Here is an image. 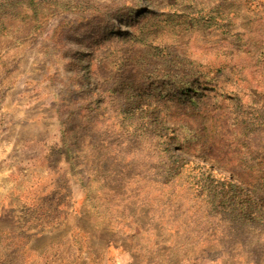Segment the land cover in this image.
Segmentation results:
<instances>
[{
	"label": "rangeland",
	"instance_id": "1",
	"mask_svg": "<svg viewBox=\"0 0 264 264\" xmlns=\"http://www.w3.org/2000/svg\"><path fill=\"white\" fill-rule=\"evenodd\" d=\"M0 264H264V0H0Z\"/></svg>",
	"mask_w": 264,
	"mask_h": 264
},
{
	"label": "crops",
	"instance_id": "2",
	"mask_svg": "<svg viewBox=\"0 0 264 264\" xmlns=\"http://www.w3.org/2000/svg\"><path fill=\"white\" fill-rule=\"evenodd\" d=\"M6 91H3V94L6 92L7 95H6L5 100H9L10 99V88L8 90L6 89ZM3 94H2V99H4V95Z\"/></svg>",
	"mask_w": 264,
	"mask_h": 264
}]
</instances>
